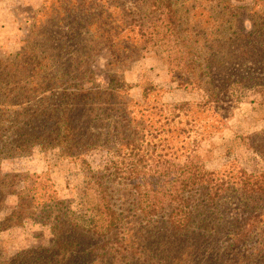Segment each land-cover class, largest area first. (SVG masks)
<instances>
[{
  "label": "trees",
  "instance_id": "16d2710c",
  "mask_svg": "<svg viewBox=\"0 0 264 264\" xmlns=\"http://www.w3.org/2000/svg\"><path fill=\"white\" fill-rule=\"evenodd\" d=\"M255 7L259 15L238 37L229 0L45 1L21 49L0 57V162L37 148L83 161L101 150L112 159L93 173L99 200L89 219L75 216L48 176L0 168V204L20 189L29 197L5 223L39 217L51 233L49 245L5 264H193L195 256L227 264L228 248L239 245H252L246 264H264L256 241L264 185L250 186L240 168L201 170L167 191L153 190L137 175L139 164L189 159L220 132L222 120L206 124L205 118L239 102L235 86L246 88L245 66L264 63V0ZM160 41L172 80L203 92L204 102L167 103L156 86L141 101L131 97L134 86L118 75L121 67L142 60ZM103 53L116 74L100 83L94 63ZM250 140L264 157V127ZM233 199L242 207L238 215Z\"/></svg>",
  "mask_w": 264,
  "mask_h": 264
},
{
  "label": "rangeland",
  "instance_id": "374dc122",
  "mask_svg": "<svg viewBox=\"0 0 264 264\" xmlns=\"http://www.w3.org/2000/svg\"><path fill=\"white\" fill-rule=\"evenodd\" d=\"M46 0H2L0 2V57H8L17 53L22 41L32 30L36 13L43 8ZM234 21V36L239 37L249 30L250 21L256 20L259 10L255 0H229ZM166 52L162 41L148 49L145 57L128 67L122 66L119 76L133 85L131 97L141 101L146 88L156 86L162 90L160 95L167 103L184 101L204 102L205 94L200 91L186 90L178 81H173L166 64ZM108 55L101 54L94 63V71L98 82H107L110 71L107 67ZM245 66V87L236 90L240 101L213 109L205 118L206 124H217L222 120V129L185 161L168 165L155 163L139 164L137 175L140 182L156 191H167L172 184L183 176H192L201 170L220 171L227 165L244 171L245 181L250 186L264 185V157L251 148V138L264 127V63ZM233 71V76L236 70ZM218 82L223 84L220 70ZM219 84V85H220ZM225 89L220 91L224 96ZM236 94V96H237ZM215 112V113H214ZM223 115L221 118L220 115ZM85 161L72 159L60 149L43 150L37 148L32 154L0 162L4 173L39 174L48 176L57 191L59 198L68 201L71 210L78 219H89L95 216L99 195L93 181V173L104 168L112 159L105 151L95 150L85 155ZM0 204V264H5L19 253L49 245L51 233L40 218L34 222H23V225L12 226L5 223L18 205H29L28 192L20 189L16 196L6 197ZM234 215L240 212L236 199L231 200ZM257 243L264 248V222L257 234ZM255 241V242H256ZM226 243H223L225 245ZM252 245L229 247L227 264H246V252ZM255 249L256 246H254ZM238 255V256H235ZM234 255V256H233ZM255 256H257L255 254ZM202 258L195 256L193 264H204Z\"/></svg>",
  "mask_w": 264,
  "mask_h": 264
}]
</instances>
